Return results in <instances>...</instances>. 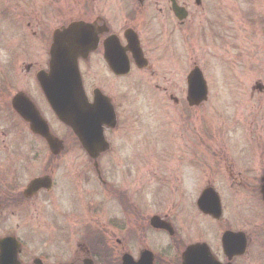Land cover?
I'll return each mask as SVG.
<instances>
[{"label":"flooded vegetation","instance_id":"af4514ba","mask_svg":"<svg viewBox=\"0 0 264 264\" xmlns=\"http://www.w3.org/2000/svg\"><path fill=\"white\" fill-rule=\"evenodd\" d=\"M73 25L84 48L69 58L88 106L107 114L110 147L96 157L56 116L38 79L55 67L56 36ZM171 39L204 74L207 99L190 106L187 93L185 112L198 124L205 113L207 125L195 133L192 171L179 173L184 182L170 197L160 189L161 212L171 214L135 221L124 189H134L141 170L133 153L120 155L125 127L139 111L110 84L89 86L84 72L105 67L109 78L129 79L136 69L151 70L156 57L162 61ZM263 55L264 0H0V71L16 74L15 82L0 74V264H264V103L255 98L264 95ZM238 86L248 89L241 124L232 119L238 109L218 123L208 118L214 100L229 104ZM155 99L162 102V94ZM198 135L211 156L199 157ZM75 153L83 157L68 156ZM103 186L115 199L111 208L103 206Z\"/></svg>","mask_w":264,"mask_h":264},{"label":"rangeland","instance_id":"374dc122","mask_svg":"<svg viewBox=\"0 0 264 264\" xmlns=\"http://www.w3.org/2000/svg\"><path fill=\"white\" fill-rule=\"evenodd\" d=\"M156 49L160 54V49ZM181 50L182 48L175 47L174 40L171 39L168 47H162V61L156 57L154 62H151V70L140 71L136 69L129 79L115 81L111 79L112 76L108 75L109 73L105 67L101 69L96 66L84 72L85 81L89 86L96 87L106 82L113 87V94L115 93L118 97L121 94H124V96L129 95L125 99L131 100L130 105L134 109V113L139 111L135 113V117H132L129 120L130 123L125 127L126 134H123V137L124 141H128V143L125 144V149H122L123 154L120 155L122 158H129L131 153H133L134 158H137L135 161L136 168L141 170L139 174L134 176V189H129V192L124 189L129 195V205L137 212V214L135 213V221L138 215L145 218L141 220L149 221L154 215L164 216L165 214H171V211L161 212L163 203L161 202V196L159 198L160 189L166 190L170 197V192L175 191L177 186H179V180L181 179L184 182L179 173L181 170L184 172L188 168L187 163L190 162L196 151V146L194 145L197 142L195 133L199 132L201 135L200 126L207 125L204 117L205 113L199 114V121H202V123L199 122L198 124L192 119L189 112H185L191 109L185 100L188 91L187 77L196 64L195 61H192L193 54L186 51L181 53ZM157 55L158 53L153 55V57ZM199 56L202 57L201 55ZM201 61L203 64H199V66L204 71L205 76L210 79L212 77L210 75L212 69L208 64L206 65V60L203 59ZM261 62L258 76L264 79V55ZM153 72H155V75L152 77L151 74ZM0 74L4 78L8 77L10 80H14V82L16 80L14 69L1 70ZM151 78L153 79L152 84L146 82L147 79ZM156 85H160L162 90L157 89ZM107 87L105 86V88ZM221 87L216 85V89ZM237 89L238 91L236 92H234L235 90L232 91L229 104L224 99H215L213 111L208 112L207 117L215 118V123H218L222 121V118L224 119V116L226 117L235 109H238L232 119H236L238 125H240L241 116L244 109L248 106V103H245L243 98V95L247 93V91L245 92L247 87L238 86L236 87ZM161 94L162 102L160 99H155L157 95L161 96ZM170 96L179 99V105L170 101ZM255 98L261 99L264 103V95ZM37 100L42 108H47L45 101ZM183 104H186V106H183ZM209 106H202L199 111L205 112ZM262 114L264 120V106H262ZM143 115L148 117L145 123ZM200 135H198L199 140L197 143L199 157H205L204 154L211 156L207 148H204V146L200 147L201 142L205 141ZM132 146L133 148L131 149ZM68 156L83 157L78 153ZM111 156H113L111 152L106 155V157ZM161 157L162 161L160 160ZM147 167L151 170V172L150 170L148 172L151 179V187H148L144 177L143 170ZM188 169L189 172L192 171V169ZM106 188L102 187L103 206L111 208L114 197L111 191ZM174 204L172 203L170 208L175 209L176 206Z\"/></svg>","mask_w":264,"mask_h":264},{"label":"water","instance_id":"95a60500","mask_svg":"<svg viewBox=\"0 0 264 264\" xmlns=\"http://www.w3.org/2000/svg\"><path fill=\"white\" fill-rule=\"evenodd\" d=\"M79 29L81 28L78 25L72 26L66 33L57 35L52 51L55 67L51 69L49 75L40 73L39 81L57 116L74 130L90 156L96 157L98 150L106 152L109 148L103 133L107 114L97 106H88L77 61L69 58V55L82 53L84 48L78 40L79 37L73 35ZM69 40L71 43L67 46ZM64 65L69 67H63ZM114 70L119 75L128 72V69ZM188 85L191 106L207 99V85L199 69H195L190 74ZM37 185L38 182H35L34 187ZM200 208L205 211L202 202Z\"/></svg>","mask_w":264,"mask_h":264}]
</instances>
